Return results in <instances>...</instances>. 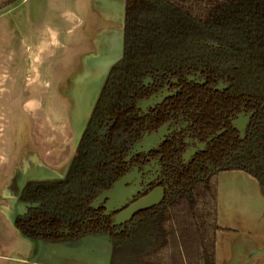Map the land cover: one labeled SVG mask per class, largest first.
<instances>
[{"label": "trees", "instance_id": "16d2710c", "mask_svg": "<svg viewBox=\"0 0 264 264\" xmlns=\"http://www.w3.org/2000/svg\"><path fill=\"white\" fill-rule=\"evenodd\" d=\"M18 1L0 0V11ZM173 81L174 98L149 115L138 111ZM241 113H254L244 138L232 126ZM171 119L206 137L226 132L190 166L174 162L165 202L116 234L91 204L126 174L144 133ZM227 171L264 188V0H125L119 59L107 66L67 173L26 182L14 227L69 248L108 238L110 264H216L218 175Z\"/></svg>", "mask_w": 264, "mask_h": 264}, {"label": "crops", "instance_id": "0c3cea01", "mask_svg": "<svg viewBox=\"0 0 264 264\" xmlns=\"http://www.w3.org/2000/svg\"><path fill=\"white\" fill-rule=\"evenodd\" d=\"M124 11L125 0H19L0 11V264H110L107 241L54 246L13 222L27 181L66 175L78 134L72 99L101 74L97 60L120 52ZM217 206L216 264H264V188L221 172Z\"/></svg>", "mask_w": 264, "mask_h": 264}, {"label": "flooded vegetation", "instance_id": "af4514ba", "mask_svg": "<svg viewBox=\"0 0 264 264\" xmlns=\"http://www.w3.org/2000/svg\"><path fill=\"white\" fill-rule=\"evenodd\" d=\"M197 77L198 76L189 77L188 81L204 84L202 81L198 80ZM178 85L179 84L177 81H173L172 84L166 85L165 87H162L157 91H154L145 100H150L151 98L156 97V101H157L161 97L164 98L165 95H168V97H166L165 100L160 104L153 103L148 105L145 109L137 108L138 111L141 114H145V115L151 114V112L155 111L160 106H163L168 100L174 98L177 95V93L179 92ZM241 114H239L234 120H232V126H233V121L238 120ZM164 127H167L166 128L167 134L164 138V141L161 144L154 147L153 149H151L150 151H148L147 153H141L135 155L129 161H126V162H131L130 167L126 172V174H124L119 179L121 180L122 178L130 175L129 182L126 185V188L135 186V188L138 189V194L134 197L133 200H128V203L125 205V207L122 208L121 212L128 210L133 204H135L136 202L142 200L143 198L154 192L157 194L160 193L163 194V198L160 201L159 205L152 207L148 210L136 213L134 217L124 225L114 227L113 226L114 222L120 214V211L119 212L116 211V206L118 207V203L115 202V204L112 207L113 211H110L109 213H107V210L105 208L108 200L101 202L100 204H98L97 207L92 206L94 202L91 204V206L94 209L102 210V216L109 218L111 220L112 223L111 231H115L116 234L120 233L121 231L120 229L124 228L129 223H131L139 214L151 212L154 208L161 206L165 202L167 194L171 191L172 177L175 175V173L173 172L174 170H176V168L173 167L174 162H178L181 166H185V167L190 166V164L194 163L197 160L198 155L206 151L210 143H212L217 137L223 135V133L226 132V130H223L221 132H217L215 135L206 137L201 135L200 133H196V132L194 133L193 129L191 130L190 128L192 127L191 124L189 123L181 124V121L178 123L176 122L175 119H171L170 121L162 124L158 128H154L146 131L140 141H142L145 136H151L155 133H159L160 130H163ZM219 133H221V135H218ZM139 142H137L134 145L131 152ZM178 153L179 155L174 157L175 154ZM168 154H171V157L169 159H168ZM186 154H189V156L185 158ZM112 187L109 190H111ZM109 190H105V191H109ZM121 193L124 194L123 192ZM88 238H93V237H88ZM95 239H102L104 241H107L112 246V243L108 238H95ZM83 240L81 241V244ZM112 251H113V246H112Z\"/></svg>", "mask_w": 264, "mask_h": 264}, {"label": "water", "instance_id": "95a60500", "mask_svg": "<svg viewBox=\"0 0 264 264\" xmlns=\"http://www.w3.org/2000/svg\"><path fill=\"white\" fill-rule=\"evenodd\" d=\"M118 59H119V56H118V58H113V59L107 60L106 63H105V61L102 62L103 66H104V64H107L105 72L103 74V78H104V75H105V73L107 71V66L109 64H111V63L117 62ZM103 78L101 79V83H102ZM101 83L98 86V89H97V92H96V94L94 96L93 101L91 102V104L87 108V114H86V117H85V121L82 124V126H81V128L79 130V133L77 134L76 143L79 140L81 130L84 127V125H85L87 119L89 118L90 113H91V111H92V109L94 107V103H95V100L97 98V93H98V91H99V89L101 87ZM223 88H225V86L221 84L217 88V90H222ZM166 97H168V95H165L164 98H162V97L159 98L157 101H156V97H153L150 100L141 101L138 104L137 108L138 109H145L150 104H153V103L160 104V103H162L165 100ZM253 115H254V113H249V114L243 113V114H241L239 116L238 120L233 121V129L238 131V133L241 135L242 138H244L246 128H247L251 118L253 117ZM166 128L167 127H164L163 130H160L159 133H155V134H153L151 136H145L144 139L142 141H140L135 146L133 151L127 157L126 161H129L135 155H138V154H141V153H147L148 151H150L151 149H153L157 145L161 144L164 141V138H165V136L167 134ZM218 135H221V133H219ZM188 156H189V154H186L185 158L188 157ZM129 177H130V175L122 178L121 180H119L117 183L114 184V186L112 187L111 190L101 193L100 196L92 204L93 207H97L98 204H100L101 202H104V201L108 200L105 208L107 210V213H109L110 211H113L112 207L115 204V202L118 203V207L116 206V211L117 212L120 211V214H119V216L116 218V220L114 222V225H113L114 227H118V226L124 225L130 219H132L136 213L148 210V209H150L152 207H155V206L159 205L160 201L163 198V194L162 193L157 194V193L154 192V193L146 196L142 200H140V201L136 202L135 204H133L128 210H125L124 212H121L122 208L125 207V205L128 203V200H133L134 197L138 194V189H136L135 186H131V187L126 188V185L129 182ZM121 192H123L125 195L122 194ZM61 247H64V246H61Z\"/></svg>", "mask_w": 264, "mask_h": 264}, {"label": "rangeland", "instance_id": "374dc122", "mask_svg": "<svg viewBox=\"0 0 264 264\" xmlns=\"http://www.w3.org/2000/svg\"><path fill=\"white\" fill-rule=\"evenodd\" d=\"M117 54L118 55L115 58H118L120 53L118 52ZM113 58L114 57H109V58L105 57L103 59L97 60V65H96L97 71L101 72V74L91 76V78L88 80V82H91L94 79V82L92 83L91 87H88L87 91H82V95H85L84 98H81V97H79V94L78 95L76 94L75 97H73V99H72L74 102H76V103L78 102L80 104L76 117H73L74 119L75 118L77 119L76 128L78 131L76 133H79V130L85 121V117L87 114V108L91 104V102L93 101L94 96L97 92L98 86L101 83V79L103 78V74L105 72L107 64H104V66H103L102 64L100 65V63H102L103 61H105V63H106L107 60H110ZM27 94H28V92L25 90L24 96H26ZM75 114H76V111L74 112V115ZM30 128H31V131L33 132L34 128H33L32 124H30Z\"/></svg>", "mask_w": 264, "mask_h": 264}]
</instances>
